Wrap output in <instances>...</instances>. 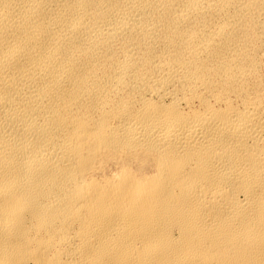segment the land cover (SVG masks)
I'll return each mask as SVG.
<instances>
[{
    "label": "bare ground",
    "instance_id": "bare-ground-1",
    "mask_svg": "<svg viewBox=\"0 0 264 264\" xmlns=\"http://www.w3.org/2000/svg\"><path fill=\"white\" fill-rule=\"evenodd\" d=\"M0 264H264V0H0Z\"/></svg>",
    "mask_w": 264,
    "mask_h": 264
}]
</instances>
